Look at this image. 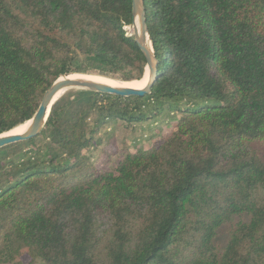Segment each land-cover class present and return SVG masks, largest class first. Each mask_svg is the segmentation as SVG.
<instances>
[{
  "label": "trees",
  "instance_id": "trees-1",
  "mask_svg": "<svg viewBox=\"0 0 264 264\" xmlns=\"http://www.w3.org/2000/svg\"><path fill=\"white\" fill-rule=\"evenodd\" d=\"M144 8L150 94L66 92L37 137L0 149V264H264V0ZM131 25L132 0H0V134L60 75L140 80ZM164 109L180 115L149 148L90 164L105 125Z\"/></svg>",
  "mask_w": 264,
  "mask_h": 264
},
{
  "label": "water",
  "instance_id": "water-1",
  "mask_svg": "<svg viewBox=\"0 0 264 264\" xmlns=\"http://www.w3.org/2000/svg\"><path fill=\"white\" fill-rule=\"evenodd\" d=\"M126 34L132 36L146 59L144 74L146 83L142 87L112 85L90 78L79 72H72L57 77L44 92L40 104L22 133H11V130L0 134V149L17 142L37 137L43 130L51 107L67 90H88L92 92L114 94L117 96H144L150 94L152 85L158 76V62L155 58L152 43L148 34L144 0H132V25L126 28ZM77 73V74H75ZM24 122V123H26Z\"/></svg>",
  "mask_w": 264,
  "mask_h": 264
},
{
  "label": "rangeland",
  "instance_id": "rangeland-1",
  "mask_svg": "<svg viewBox=\"0 0 264 264\" xmlns=\"http://www.w3.org/2000/svg\"><path fill=\"white\" fill-rule=\"evenodd\" d=\"M131 27V26H129ZM127 27H125L126 30ZM77 74V73H75ZM83 74V73H81ZM84 75H95L87 74ZM104 77V76H102ZM146 77L144 74L142 78ZM116 81L118 84H127L132 81H121L118 79L104 77ZM141 78V79H142ZM136 81V80H133ZM146 82V81H145ZM141 87V86H139ZM76 91L75 89L67 90L66 92ZM65 92V93H66ZM181 106V104H179ZM165 110V109H164ZM162 114L156 118L142 123L131 124L130 127H126L123 122L116 121L110 122L105 125L95 137H93V144L89 148L84 150L85 156L89 158L90 164L95 168L112 169L123 150L126 148L129 151H134L137 147L149 148L159 137L160 134H164L169 130L171 120L179 117L180 113L168 112L165 110ZM27 126V125H26ZM99 140V142H97ZM226 239L225 228L223 227L218 235V243H224ZM32 264H41L39 261H35Z\"/></svg>",
  "mask_w": 264,
  "mask_h": 264
},
{
  "label": "bare ground",
  "instance_id": "bare-ground-1",
  "mask_svg": "<svg viewBox=\"0 0 264 264\" xmlns=\"http://www.w3.org/2000/svg\"><path fill=\"white\" fill-rule=\"evenodd\" d=\"M90 78H93L95 80H98V81H101V82H105V83H109V84H112V85H119L116 81L114 80H111V79H107V78H104V77H99L97 75H90L89 76ZM147 78L144 77L140 80H137V81H132V82H129L127 84H123L125 86H132V87H139V86H143L146 82ZM122 85V84H121ZM28 124V122H26L25 124L15 128L14 130L11 131V133H22L25 128H26V125Z\"/></svg>",
  "mask_w": 264,
  "mask_h": 264
}]
</instances>
